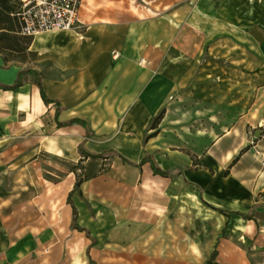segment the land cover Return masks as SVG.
I'll return each mask as SVG.
<instances>
[{
	"label": "crops",
	"instance_id": "1",
	"mask_svg": "<svg viewBox=\"0 0 264 264\" xmlns=\"http://www.w3.org/2000/svg\"><path fill=\"white\" fill-rule=\"evenodd\" d=\"M201 3H209L207 14L197 5L199 13L174 15L163 3L155 13L146 0H82L78 30L39 33L29 46V69L59 102L58 117L31 76L14 90L0 89L1 146L16 127L31 128L41 144L62 132L84 140L92 154L115 152L84 160L110 162L80 185L113 170L116 222L151 227L172 219L190 230L214 219L247 241L264 233V168L255 154H264V0ZM21 70L0 64V83L11 85ZM71 119L84 120L92 135L85 139L79 125L58 127ZM147 154L171 177L139 165ZM219 236L204 247L195 242L191 256L199 264L235 262L233 253H217Z\"/></svg>",
	"mask_w": 264,
	"mask_h": 264
},
{
	"label": "rangeland",
	"instance_id": "2",
	"mask_svg": "<svg viewBox=\"0 0 264 264\" xmlns=\"http://www.w3.org/2000/svg\"><path fill=\"white\" fill-rule=\"evenodd\" d=\"M146 2L155 7V13L161 11L162 3L169 5L165 12L174 15L199 13L197 5L202 14L209 12V3L200 4V0ZM17 29V22L0 6V64L29 69L33 53ZM24 129L18 133L11 128L3 147L0 130V264H199L190 254L195 242L204 247L222 232L214 219L190 230L179 229L172 219L151 227L116 222L113 170L74 187L76 178L97 175L109 168L110 161L80 165L77 146L84 147V140L58 132L55 140L41 144L31 128L28 133ZM70 191L78 223L87 233L71 228V210L65 202ZM89 216L96 217L93 225L86 221L92 222ZM258 218L264 225V214ZM188 220L194 225L197 218L189 215ZM222 233L217 253H233L237 260L229 264H264L263 232L251 234L249 241L228 228ZM194 253L199 259V250Z\"/></svg>",
	"mask_w": 264,
	"mask_h": 264
},
{
	"label": "built area",
	"instance_id": "3",
	"mask_svg": "<svg viewBox=\"0 0 264 264\" xmlns=\"http://www.w3.org/2000/svg\"><path fill=\"white\" fill-rule=\"evenodd\" d=\"M10 16L17 22L18 34L34 37L52 31H75L80 28L77 15L82 0H7ZM264 168V154L256 152Z\"/></svg>",
	"mask_w": 264,
	"mask_h": 264
},
{
	"label": "trees",
	"instance_id": "4",
	"mask_svg": "<svg viewBox=\"0 0 264 264\" xmlns=\"http://www.w3.org/2000/svg\"><path fill=\"white\" fill-rule=\"evenodd\" d=\"M0 6L8 14V18H12L10 16V14L12 12V7L8 3V1L7 0H0ZM5 37L8 38V35H5ZM22 37H23L22 38L23 41L27 44V49H28V47L30 46V44L32 42V37H24V36H22ZM28 74H32V75L35 76V82H36V85H37V87L39 89L42 101L45 104H54V105H56L55 117L57 118L58 114L60 112L59 102H57L55 100H52V99H49L47 97V95L45 94V91L43 89V86H42L41 76H40V74L38 72L32 71L30 69L21 70L17 74L16 79L14 80V82L11 85H3V84L0 83V89H2V90H14V89L18 88L19 86L22 85V82H23L25 76L28 75ZM162 117H163V112H161L157 117H155L153 119V121L151 123V128L152 129H155L157 127V125L159 124V122L162 119ZM57 125H58V127H67V126L79 125V126L83 127L85 132H86L85 139H88L92 135V132L90 131V128H89L88 124L84 120H81V119H71V120L66 121V122H59L58 121ZM77 151H78V154L81 157V159L78 162V164H80V165L87 158H91V159H107L109 157V154L113 152V151H107V152H103V153H100V154H92V153H90V152H88L87 150L84 149L82 143L77 146ZM118 156L121 157L124 162H128L127 159L123 158L121 155L118 154ZM145 163H149L150 164L151 170L153 171L154 174L160 175L162 177H171V174L169 172L162 171L159 167H157L155 165L153 159L151 158V156L148 155V154L139 162V165H143ZM71 173L74 174L75 172L71 171ZM92 177H94V175L87 176L83 180L81 178H76V181L74 183V187L75 188L78 187L82 181L88 180V179H90ZM72 192L73 191H70L68 193V195L66 197V201H65L66 204L69 205L70 208H71V224H70L71 228L74 229V230H77L79 232H86L87 233L86 229L81 227L77 223L78 213H77L76 207L74 206V204L72 202V199H71ZM208 206L212 210H214V211H216V212H218V213H220L222 215H225V216H227L228 213H232V214L240 216L243 219H247V220L253 219V215L251 213L227 212L225 210L213 207L211 205H208ZM227 226H228V222L226 223V227ZM226 227H225V229H226ZM222 234L223 233L220 234L219 239L222 236ZM217 245H218V242L216 243L215 248L211 252V254L209 256V260H213V258L215 257ZM86 253H87V255H89V249L86 250ZM89 261L91 262L90 257H89Z\"/></svg>",
	"mask_w": 264,
	"mask_h": 264
}]
</instances>
